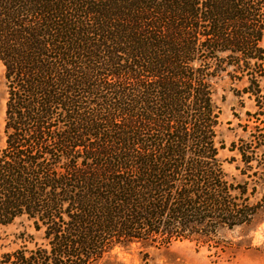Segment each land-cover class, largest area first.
<instances>
[{"label":"trees","instance_id":"obj_1","mask_svg":"<svg viewBox=\"0 0 264 264\" xmlns=\"http://www.w3.org/2000/svg\"><path fill=\"white\" fill-rule=\"evenodd\" d=\"M263 39L264 0H0L10 138L25 150L17 170L0 161V227L26 216L39 234L2 263L102 264L180 242L221 259V231L264 210ZM226 77L255 104L230 151L259 180H227Z\"/></svg>","mask_w":264,"mask_h":264},{"label":"rangeland","instance_id":"obj_2","mask_svg":"<svg viewBox=\"0 0 264 264\" xmlns=\"http://www.w3.org/2000/svg\"><path fill=\"white\" fill-rule=\"evenodd\" d=\"M262 47L264 48V39ZM218 85L215 101L221 110L220 139L225 143V149L221 151L220 157L228 176L227 180L236 182L259 180L257 176L252 175L259 170L257 163L253 162L250 169L245 168L239 154L230 151L231 144L249 139V132L252 130L251 126H254V121L250 123L247 121V113L253 114L256 111L254 101L246 95H241L240 92L246 85L236 79L235 83H232L229 77H226ZM9 86L6 79V68L0 61V161L12 162L17 170L22 153L19 150L22 144H16L17 139L10 138L13 131L7 117ZM260 86L264 94V78L261 79ZM52 122L57 124L52 131L62 134L64 126L60 115L54 116ZM52 135L56 139L55 133ZM24 146L33 148V139L27 137V144ZM22 148L24 150V147ZM262 196L263 192L260 189L257 197L260 199ZM218 237L227 247V252L222 254L221 259H216L212 255L213 251H208L206 248L199 250L194 243L180 242L168 250L139 246H133L129 250H117L113 258L102 264H264V210H260L250 224L233 230L221 231ZM38 238L39 234L35 231L33 223L26 216L15 219L7 226H1L0 264H3L5 254H12L24 248L33 249V239L37 242Z\"/></svg>","mask_w":264,"mask_h":264}]
</instances>
